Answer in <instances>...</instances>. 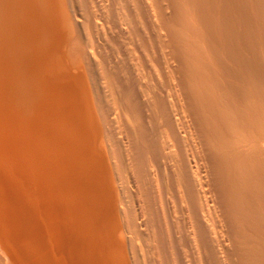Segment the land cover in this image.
I'll use <instances>...</instances> for the list:
<instances>
[{
    "label": "bare ground",
    "instance_id": "obj_1",
    "mask_svg": "<svg viewBox=\"0 0 264 264\" xmlns=\"http://www.w3.org/2000/svg\"><path fill=\"white\" fill-rule=\"evenodd\" d=\"M20 46L70 84L26 150L39 264H264V0H8Z\"/></svg>",
    "mask_w": 264,
    "mask_h": 264
},
{
    "label": "rangeland",
    "instance_id": "obj_2",
    "mask_svg": "<svg viewBox=\"0 0 264 264\" xmlns=\"http://www.w3.org/2000/svg\"><path fill=\"white\" fill-rule=\"evenodd\" d=\"M20 48L8 51V0H0V253L6 257L2 254L5 264H39L37 251L34 245L29 246L24 240L22 228L23 223L34 221L29 222L24 205L26 150L29 142L35 146L34 149L42 147L41 124L50 114L56 117V110L51 106L53 99L66 95L70 84L67 80L61 81L60 77L57 79L51 74H44L41 59L25 55L26 49ZM29 84L31 95L27 96ZM29 97H32L30 109L27 106ZM61 113L63 118L65 112ZM29 125L30 131L27 129ZM36 222L39 223V220Z\"/></svg>",
    "mask_w": 264,
    "mask_h": 264
}]
</instances>
